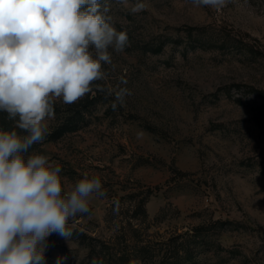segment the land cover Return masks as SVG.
Wrapping results in <instances>:
<instances>
[{"label":"rangeland","instance_id":"obj_1","mask_svg":"<svg viewBox=\"0 0 264 264\" xmlns=\"http://www.w3.org/2000/svg\"><path fill=\"white\" fill-rule=\"evenodd\" d=\"M108 2L128 45L112 52L91 93L54 103L33 145L61 165L66 190L98 176L107 195L69 220L71 237L47 238L45 264L104 262L90 238L137 264L175 251L187 264H264V0H229L219 11L141 0L136 14L137 0ZM117 85L132 95L113 111L107 89ZM3 115L0 128L11 129Z\"/></svg>","mask_w":264,"mask_h":264},{"label":"clouds","instance_id":"obj_2","mask_svg":"<svg viewBox=\"0 0 264 264\" xmlns=\"http://www.w3.org/2000/svg\"><path fill=\"white\" fill-rule=\"evenodd\" d=\"M191 2L219 11L229 0ZM145 7L137 0L130 11ZM110 11L108 0H0V113L13 122L0 128V264H45L47 238L71 237L69 220L89 214L90 198L107 195L98 176L66 190L61 165L33 145L44 141L54 103L75 104L91 93L106 77L103 65L113 64L112 52L128 45ZM107 95L115 111L132 92L117 85ZM91 264L104 262L94 257Z\"/></svg>","mask_w":264,"mask_h":264},{"label":"trees","instance_id":"obj_3","mask_svg":"<svg viewBox=\"0 0 264 264\" xmlns=\"http://www.w3.org/2000/svg\"><path fill=\"white\" fill-rule=\"evenodd\" d=\"M263 111H264V106H263ZM8 125H9V122L4 118L3 113H0V126L1 127H7ZM66 131H70V128L66 129ZM63 132L61 131L59 136ZM90 240L91 241L88 242L87 245L91 247L92 254L97 253L98 256L104 254V259H106V260H104V264H137L132 259H130L129 256L125 253L121 254L118 258L113 259V257H111L113 252L110 251L111 247L108 246V244L102 243L99 250H97L98 246L96 243L93 242L95 240V238H90ZM146 250H147L146 246H140L139 249L136 250L138 253L134 258L137 260L142 259L141 255H143ZM108 255L111 258H107V257H109ZM172 255L173 256L164 255L162 257V259L159 260L158 264H187V262L189 261L188 258H184L182 255H180L176 251Z\"/></svg>","mask_w":264,"mask_h":264}]
</instances>
